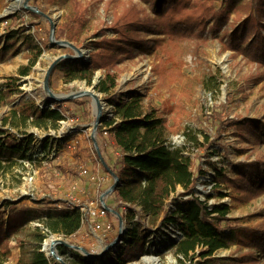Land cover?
<instances>
[{
	"label": "rangeland",
	"instance_id": "rangeland-1",
	"mask_svg": "<svg viewBox=\"0 0 264 264\" xmlns=\"http://www.w3.org/2000/svg\"><path fill=\"white\" fill-rule=\"evenodd\" d=\"M76 1L87 8L86 16L91 27L88 32L79 36L76 42H71L81 55L74 61L64 60L66 66L88 65L91 52L95 48L91 42L99 36H94L93 33L103 29L107 36H111L109 27L114 13L121 12L130 2H134L142 11V18L154 16L149 4L141 0ZM225 1H213V8L219 10ZM248 1L253 4L255 0H242L243 3ZM35 5L44 10V15L38 14V17H34L29 13L28 8L34 9ZM67 11L64 0H0V84L8 77H16L18 68L25 66L29 60V49L23 43L21 30L30 34L34 42L42 48V53L29 75L19 79L18 85L22 93L10 98L11 102L0 106V132L7 129L1 127V118L11 108L12 103L18 105L21 101H32L44 108L46 104L49 107L53 105L44 90V79L49 66L60 56H78L73 49L53 45L49 41L51 23L55 25V39L66 41L64 23ZM250 14L262 21L264 19L254 9L250 10ZM233 18L234 15H230L228 24ZM208 23L210 26L212 21ZM224 29L230 30V27L225 24L222 26V30ZM221 35V31L213 36L207 32L203 36L204 40L192 39L184 42L181 45L184 51L180 67L175 65L173 60L164 61V72L161 74L153 71V66L157 63L155 55L138 52L137 49L132 59H126L119 65L120 73L115 92L127 98L132 92L138 91L144 95L145 101L148 98L159 108V114L170 129L168 145L185 148L184 156L191 160L194 175L199 166L206 170L203 162L208 157L218 167L225 169L226 178L231 180L235 177V164L264 160V142L257 141L246 130L236 128V123L243 124L248 120L264 124V66L246 60L242 55L234 56L231 51H222ZM143 37L154 40L162 38L163 34L146 32ZM82 54L85 61L80 60ZM175 73L178 75L175 76ZM101 77L102 71L98 70L90 86L79 81L63 84L62 72L56 69L50 73L48 85L51 92L58 97L84 91L93 92L99 97L102 107L100 112L105 120L112 117L113 107L95 90ZM60 107L65 117L64 123L60 122L57 130L28 128L26 131L34 135V141L24 145L27 158L22 160L19 155L13 154L11 169L4 176L0 175V219L4 222L6 232L8 224L20 226L22 229L12 236L9 243L10 257L3 264H15L19 259L20 250L16 239L28 240L27 233L35 227H41L39 220L48 214L66 210V195L72 193L84 204L87 200L99 198L113 185L109 186L108 182L106 187L95 190L96 183L91 182L89 177L96 175L95 168L99 170L98 175H102L103 171L98 165L92 141L88 140L98 113L95 102L88 95H83L62 103ZM80 130L87 133V136L79 137L80 133H83ZM20 131L11 129L8 140L4 134L0 135V142L5 140L13 146L20 145L23 139H27ZM184 131L195 137L202 147L190 145L183 136ZM67 134H70L66 138L69 142L62 146L60 136ZM95 139L97 141L96 137ZM46 140L49 143L42 149V143ZM63 163L66 164L64 171L58 168V165ZM84 168L89 170L90 175L79 177V172ZM213 175L214 172L207 169V175L197 179L194 187L196 196L201 200L206 199L209 205L228 206L229 212L226 216L229 220L221 223V228L225 227L221 235L222 238L231 239L234 244L228 249L217 250L205 260L196 254L191 260L181 264H251L243 263L241 258L248 250L238 249L235 243L239 237L245 238L251 229L264 226V193L248 200L241 193L237 194L234 189L221 185L219 189L226 196L219 197V190H214L213 187ZM74 183H77L80 189L77 192L71 190ZM87 183L92 185L89 189ZM181 192L182 189L177 188L166 209H174V200L178 199ZM103 201L111 211L107 214V221L113 227L111 232H94L89 225L82 224L75 235L67 238L46 232L43 244L46 241L51 244L52 241L59 240L65 244L83 247L94 255L93 257L103 259L108 254L117 258L121 246L126 242L120 237L124 235V229H130L132 225L131 222L126 224L123 220L120 223L119 215L114 211L118 203L112 193L105 195ZM119 211L122 214L124 208ZM138 221L137 234L142 235L145 232L143 235L147 241L144 248L146 253L125 264H178L171 249L163 247L166 245V237H175L174 231L155 224L145 230L141 224L148 219L143 212L139 213ZM120 226H123L121 233ZM157 230H160V234H155ZM55 252L64 261L57 253L56 247ZM44 254L49 260L60 264L50 254ZM256 260H259V264H264V257L261 255H257Z\"/></svg>",
	"mask_w": 264,
	"mask_h": 264
},
{
	"label": "trees",
	"instance_id": "trees-1",
	"mask_svg": "<svg viewBox=\"0 0 264 264\" xmlns=\"http://www.w3.org/2000/svg\"><path fill=\"white\" fill-rule=\"evenodd\" d=\"M141 1L149 4L153 17L142 18V11L134 2H130L121 12L114 13L109 27L111 36H107L103 29L93 33L94 36H99L91 42L95 48L91 52L88 65L66 66L61 61L52 70L59 69L62 72L63 84L79 81L85 82L87 86L92 84L95 72L102 71V77L95 90L101 93L106 103L113 108L112 117L103 120L96 130L95 137L99 139V143L94 150L97 158L99 156L98 159H101L102 170L112 174L117 181L115 188L110 192L118 203L115 213L126 224L131 222L132 225L130 229H125L124 235L120 237L126 242L121 246L117 258L108 254L103 259L89 257L78 249L63 244L57 245L56 251L64 258L66 264H125L146 253L144 248L147 241L143 235L145 232L142 233L143 236L137 234L139 230L136 223L139 222L140 212L148 219L141 224L145 230L155 224L179 233V236L166 237V245L163 246L171 249L178 264L191 260L196 254L205 260L217 250L228 249L234 243L221 235L222 229L225 228H221V223L229 220L226 216L229 212L228 206L209 205L206 199L201 200L196 196L194 187L197 179L207 175V169H211L214 172L213 187L214 190H219V197L226 196L219 189L221 185L234 189L237 194L241 193L248 200L264 193V160L235 164V177L228 180L225 169L206 157L203 162L206 170L199 166L194 175L191 160L184 156L185 148L168 145L170 129L159 114V108L154 106L150 99L145 101L144 95L138 91L132 92L127 98L115 92L120 73L119 65L126 59H132L137 51L155 55L157 63L154 64L153 71L161 74L164 72V61L173 60L175 65L180 67L184 51L181 45L184 42L192 39L204 40L203 36L207 32L212 36L222 32V51H231L234 56L242 55L246 60L264 66V19L262 21L250 14V10L254 9L264 18V0H255L253 4L250 1L243 3L242 0H226L217 11L212 5L216 0ZM64 4L68 8L64 23L65 39L69 43L76 42L79 36L88 32L91 27L86 16L87 8L76 0H64ZM33 8L41 13L44 11L38 5ZM29 13L38 17L34 11ZM232 14L233 21L228 24ZM209 21H212L210 26ZM225 24L230 30H222ZM143 32H160L163 37L150 40L143 37ZM20 33L24 45L29 49V60L25 66L18 68L16 77H8L0 84V106L11 102L10 98L22 93L18 85L19 79L29 75L42 53V48L34 42L30 34H25L22 30ZM172 74L174 77V73ZM177 75L178 73H175V76ZM64 102L67 101L53 103L44 108L32 101H21L7 111L1 118V127L7 129L1 131L0 135L4 134L8 140L10 130L16 129L21 130L20 134L27 139L15 146L9 141L0 142V175L4 176L11 169L13 154L19 155L22 160L27 158L24 145L34 141V135L26 131L28 128L44 131L58 129L59 123L65 120L60 107ZM236 128L246 130L257 141L264 142V124L248 120L243 124L236 123ZM183 136L190 145L202 147L187 131L183 132ZM67 137L60 138L62 146L65 145ZM47 143L48 140L42 143V149ZM107 149L117 153L115 158L107 155ZM65 165L59 164L58 168L64 171ZM177 188H181L182 192L178 199L174 200V209H166ZM64 206L65 211L48 214L39 220L41 227L29 231L28 240L16 239L20 257L15 264H56L41 252L46 234L67 238L75 235L82 227L78 207L68 206L65 201ZM120 208H124L122 214ZM7 230L8 232L0 219V264L9 259L11 238L22 229L20 226L8 224ZM155 234H160V230ZM235 244L238 249L248 250L247 254L241 256L243 263L259 264L257 255L264 257V226L251 229L245 238L239 237Z\"/></svg>",
	"mask_w": 264,
	"mask_h": 264
},
{
	"label": "water",
	"instance_id": "water-1",
	"mask_svg": "<svg viewBox=\"0 0 264 264\" xmlns=\"http://www.w3.org/2000/svg\"><path fill=\"white\" fill-rule=\"evenodd\" d=\"M30 11H34L36 12L37 14L39 15H44L42 14L41 12H39L38 10L36 9H32V8H28ZM51 23V22H50ZM51 31H50V35H49V41L51 44L53 45H58V46H61V47H69L71 49H73L75 51V53L78 55V56H72V55H65V56H60L58 57L55 61L52 62V64L49 66L48 70H47V73L45 75V79H44V90H45V93L48 95L49 97V100L51 103H60L61 101H68V100H71V99H74L76 97H80V96H83V95H88L89 97L92 98V100L95 102L97 108H98V113H97V116H96V119L94 121V124L92 125V130H93V135L91 137L92 139V142L94 144V147L95 149H97V145H96V140H95V134H96V130L98 128V124H101V122L104 120L102 118V115H101V105H100V100H99V97L97 95H95L93 92H89V91H84L82 93H77V94H70V95H67L66 97H58L56 94H54L53 92H51V90L49 89V85H48V82H49V75L50 73L52 72V70L54 69V67L61 61H64L66 59H68L69 61H74V60H77L79 59L78 57L81 55V52L79 50H77L71 43L65 41V42H60V41H57L54 37V32H55V25L53 23H51ZM15 104L12 103L11 104V107H13ZM99 157V156H98ZM100 162H101V159H100ZM103 166L105 167V165L103 164ZM112 175V174H111ZM112 177L114 178V184H113V187H110L106 193H103L102 196H101V200H103L104 196L109 194L110 192L113 191V189L115 188V185H116V179L115 177L112 175ZM108 211H110V209H108ZM111 212V211H110ZM119 221L120 223H122V220L119 216ZM59 244H63L67 247H71V248H75V249H78L79 251H81L84 255L86 256H89V257H93L94 255L90 254L88 251H85L83 248L81 247H78V246H74L72 244H65L63 243L62 241H52L51 242V252H50V256L55 259L56 261H58L60 264H66L64 263V261H62L61 258H59V256L56 254L55 252V247ZM41 252H45L44 251V244L42 243L41 245Z\"/></svg>",
	"mask_w": 264,
	"mask_h": 264
},
{
	"label": "built area",
	"instance_id": "built-area-1",
	"mask_svg": "<svg viewBox=\"0 0 264 264\" xmlns=\"http://www.w3.org/2000/svg\"><path fill=\"white\" fill-rule=\"evenodd\" d=\"M46 106H49L48 104H46ZM51 106V105H50ZM64 122V121H62ZM101 124H98V127ZM71 133V132H70ZM93 130L91 128V133L89 135V137L91 138L93 135ZM104 135H106V133H103ZM70 134L67 135H62L60 137L64 138L69 136ZM94 145V144H93ZM98 165L101 167L100 165V161H98ZM99 170L96 169L95 170V174L96 175H90V180L93 183H96L97 186L100 185V183H103L104 181H111V185L114 184V178L111 177H105L104 175L99 174ZM89 174V170L88 169H81V171L79 172V177H86V175ZM113 187V185L111 186ZM211 188V186H209V189ZM72 192H77L79 191V187L77 185V183H74L71 187ZM67 199H66V204L68 206H73V207H78L80 213H81V222L82 224H86L89 225L90 229L94 232H103V233H109L112 231V224L110 222L107 221V214H108V208L106 207L105 203L103 200H101V196L97 199L94 200H87L84 204L81 203V200L77 197L74 196V194L70 193L68 195H66ZM123 229V226H120V233ZM125 230V229H124ZM176 234L175 236H179V233L175 232Z\"/></svg>",
	"mask_w": 264,
	"mask_h": 264
},
{
	"label": "crops",
	"instance_id": "crops-1",
	"mask_svg": "<svg viewBox=\"0 0 264 264\" xmlns=\"http://www.w3.org/2000/svg\"><path fill=\"white\" fill-rule=\"evenodd\" d=\"M61 106H62V104H61ZM64 115V114H63ZM64 119H65V117H64ZM64 123V122H63ZM82 127H84V126H82ZM91 128H92V126H91ZM89 130H90V128H89ZM80 132H83L82 130H80ZM77 134H79V133H77ZM82 136H87V133H85V132H83V133H80V135H79V137H82ZM86 139H87V137H86ZM89 139H91L90 137H89ZM80 140V139H79ZM84 140V139H83ZM92 140V139H91ZM96 140V139H95ZM67 141L69 142V140L67 139L66 141H64V143L66 144L67 143ZM87 141V140H86ZM80 142H82L81 140H80ZM97 143H99V139L97 138V141H96V145H97ZM92 144H93V142H92ZM93 147H94V145H93ZM93 149H95V147L93 148ZM113 150H111V149H107L106 150V152H107V155L108 156H114L115 154H117V153H115L114 154V152H112ZM102 155H104V153H102ZM99 158V157H98ZM114 158H115V156H114ZM98 161H100V159H98ZM100 165H101V168H102V164H101V162H100ZM95 170H96V168H95ZM94 170V171H95ZM91 171V170H90ZM92 172V171H91ZM89 175H90V173H89ZM102 175H104L105 177H111L112 175L111 174H108V173H106L105 171H102ZM108 182H109V186L111 185V181H104L103 183H100V185L99 186H97L96 184H95V190H100L101 188H104V187H106L107 185H108ZM87 186H88V189H89V187H91L92 185L91 184H89V183H87ZM102 196V195H101Z\"/></svg>",
	"mask_w": 264,
	"mask_h": 264
},
{
	"label": "bare ground",
	"instance_id": "bare-ground-1",
	"mask_svg": "<svg viewBox=\"0 0 264 264\" xmlns=\"http://www.w3.org/2000/svg\"><path fill=\"white\" fill-rule=\"evenodd\" d=\"M80 60L82 61H85V56L82 54V56L80 57ZM44 251L47 253V254H50L51 252V244L49 243V241H46L44 243Z\"/></svg>",
	"mask_w": 264,
	"mask_h": 264
}]
</instances>
